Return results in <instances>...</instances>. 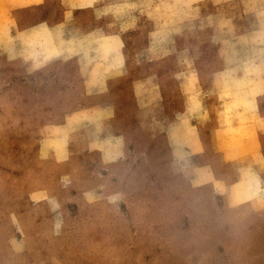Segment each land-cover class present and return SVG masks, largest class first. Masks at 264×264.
Wrapping results in <instances>:
<instances>
[{
    "label": "rangeland",
    "instance_id": "374dc122",
    "mask_svg": "<svg viewBox=\"0 0 264 264\" xmlns=\"http://www.w3.org/2000/svg\"><path fill=\"white\" fill-rule=\"evenodd\" d=\"M264 0H0V264H264Z\"/></svg>",
    "mask_w": 264,
    "mask_h": 264
},
{
    "label": "crops",
    "instance_id": "0c3cea01",
    "mask_svg": "<svg viewBox=\"0 0 264 264\" xmlns=\"http://www.w3.org/2000/svg\"><path fill=\"white\" fill-rule=\"evenodd\" d=\"M264 119V118H263Z\"/></svg>",
    "mask_w": 264,
    "mask_h": 264
}]
</instances>
